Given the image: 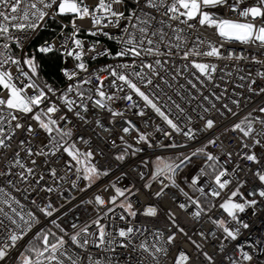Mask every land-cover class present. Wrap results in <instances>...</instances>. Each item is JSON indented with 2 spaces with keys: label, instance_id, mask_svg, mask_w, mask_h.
<instances>
[{
  "label": "snow or ice",
  "instance_id": "snow-or-ice-1",
  "mask_svg": "<svg viewBox=\"0 0 264 264\" xmlns=\"http://www.w3.org/2000/svg\"><path fill=\"white\" fill-rule=\"evenodd\" d=\"M0 264H264V0H0Z\"/></svg>",
  "mask_w": 264,
  "mask_h": 264
}]
</instances>
